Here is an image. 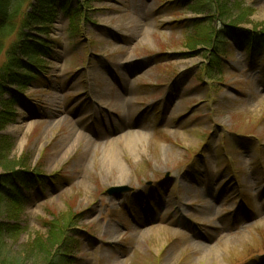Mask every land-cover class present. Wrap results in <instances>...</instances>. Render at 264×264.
Returning a JSON list of instances; mask_svg holds the SVG:
<instances>
[{
  "label": "rangeland",
  "instance_id": "obj_1",
  "mask_svg": "<svg viewBox=\"0 0 264 264\" xmlns=\"http://www.w3.org/2000/svg\"><path fill=\"white\" fill-rule=\"evenodd\" d=\"M1 3L0 264H264V0Z\"/></svg>",
  "mask_w": 264,
  "mask_h": 264
},
{
  "label": "trees",
  "instance_id": "obj_2",
  "mask_svg": "<svg viewBox=\"0 0 264 264\" xmlns=\"http://www.w3.org/2000/svg\"><path fill=\"white\" fill-rule=\"evenodd\" d=\"M44 4L41 5H45L44 10L46 11L48 9V7L51 9V11L53 10L54 14L56 12V0H43ZM202 7V5H198L197 8ZM214 7V4L210 2V8ZM19 9L17 8L16 4H13L11 6L8 5L4 6L1 3L0 0V51L2 49V45H3V39H2V35L4 33V31L8 28H10L12 26V23L14 24V22L17 19V15L19 13ZM38 15H32L29 16L27 19L25 17V23L28 24V28H30V25L32 24L33 21L41 19L40 15L43 16V10H40V8L37 10ZM51 14V13H50ZM52 15V14H51ZM58 14L51 16V18H47L45 21V23H52V20L54 18L52 17H57ZM15 47H11L10 52L14 51ZM16 51V50H15ZM20 69L22 68V66L19 65L18 61L16 62V59L14 57H9L6 61V63L3 66V72L5 73V77L4 79L8 82V83H18L19 79L16 77V69ZM23 85V83H22ZM15 195V194H14ZM2 198H4V195H0ZM10 203H12L15 207L16 210L20 211V209H22L23 207V203H17L14 204L13 202L9 201Z\"/></svg>",
  "mask_w": 264,
  "mask_h": 264
},
{
  "label": "bare ground",
  "instance_id": "obj_3",
  "mask_svg": "<svg viewBox=\"0 0 264 264\" xmlns=\"http://www.w3.org/2000/svg\"><path fill=\"white\" fill-rule=\"evenodd\" d=\"M104 85H107V84L105 83ZM110 90H111L110 87L105 88V86H104V89H102L101 94H102V95H107L108 91H110Z\"/></svg>",
  "mask_w": 264,
  "mask_h": 264
},
{
  "label": "water",
  "instance_id": "obj_4",
  "mask_svg": "<svg viewBox=\"0 0 264 264\" xmlns=\"http://www.w3.org/2000/svg\"><path fill=\"white\" fill-rule=\"evenodd\" d=\"M115 190H116V189H111V190H109V192L112 193V192L115 191Z\"/></svg>",
  "mask_w": 264,
  "mask_h": 264
}]
</instances>
